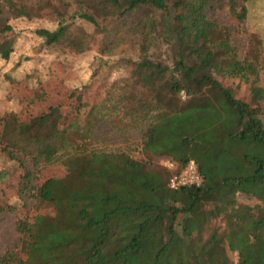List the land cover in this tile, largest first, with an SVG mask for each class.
<instances>
[{
  "label": "trees",
  "instance_id": "1",
  "mask_svg": "<svg viewBox=\"0 0 264 264\" xmlns=\"http://www.w3.org/2000/svg\"><path fill=\"white\" fill-rule=\"evenodd\" d=\"M225 6L230 19L244 18L233 0H0V38L12 31L8 12L55 22L34 33L67 53L90 51L97 36L119 25L139 40L127 77L84 112L73 107L66 123L50 108L0 124V151L20 171L16 195L33 192L51 210L17 218L19 244L0 264H233L230 255L235 264H264V127L211 75L212 68L241 73L253 66L237 58L226 28L208 18ZM101 7L116 10L119 24L102 28L85 13ZM126 16L137 18L127 24ZM158 40L170 65L149 55ZM11 47L10 40L0 44L1 59ZM99 51L107 52L103 37ZM98 121L139 130V149L68 142L71 132L89 138ZM152 157L177 171L193 161L200 185L170 190L169 171L151 168L145 159ZM54 166L60 175L39 177ZM238 195L255 204H238ZM5 209L1 199L0 214ZM216 219L222 235L211 225Z\"/></svg>",
  "mask_w": 264,
  "mask_h": 264
},
{
  "label": "rangeland",
  "instance_id": "2",
  "mask_svg": "<svg viewBox=\"0 0 264 264\" xmlns=\"http://www.w3.org/2000/svg\"><path fill=\"white\" fill-rule=\"evenodd\" d=\"M233 1L236 13L244 8L242 20L230 19L227 6L209 12L208 18L226 28L237 58L253 66L241 73L230 68H212L211 75L233 98L247 103L264 127V0ZM85 13L102 28L119 24L118 12L110 7L91 8ZM158 15L154 12L156 19ZM246 15L247 27L244 25ZM5 18L12 31L0 38V44L10 40L12 47L6 60L0 58V124L4 119H25L50 108H54L61 122L66 123L73 107L77 106L80 113L84 112L103 97L111 82L125 79L129 71L127 61L136 59L138 35L130 33L128 25L116 26L104 36H97L90 51L73 54L46 47L35 35V30L51 29L55 22L14 18L8 12ZM136 18L126 16L125 22L134 23ZM76 23L85 31L92 32L91 26L78 20ZM102 37L107 46V52L103 54L99 51ZM148 52L152 59H160L170 65L167 50L159 40L151 45ZM67 138L74 146L83 144L105 151L138 150L140 131L123 130L98 121L94 123L89 138L84 139L77 132L68 133ZM133 155L139 157L137 153ZM145 160L151 163V168H164L162 158ZM61 171L58 166L46 168L41 170L39 177L58 176ZM19 178L17 164L0 151V200L4 199L10 208L0 214V255L19 244V236L14 229L19 216L30 218L39 213L51 214V210L39 202L33 192L21 197L16 195ZM236 201L248 206L255 204L254 199L242 195H238ZM211 225L217 229L218 235H222L223 224L218 219ZM229 258L235 264V256L230 255Z\"/></svg>",
  "mask_w": 264,
  "mask_h": 264
},
{
  "label": "built area",
  "instance_id": "3",
  "mask_svg": "<svg viewBox=\"0 0 264 264\" xmlns=\"http://www.w3.org/2000/svg\"><path fill=\"white\" fill-rule=\"evenodd\" d=\"M178 95L181 99H184L182 91ZM164 167L169 171L167 186L170 190L175 191L186 186L197 187L200 185V177L193 161H188L179 171L176 170L175 164L169 160H164Z\"/></svg>",
  "mask_w": 264,
  "mask_h": 264
},
{
  "label": "crops",
  "instance_id": "4",
  "mask_svg": "<svg viewBox=\"0 0 264 264\" xmlns=\"http://www.w3.org/2000/svg\"><path fill=\"white\" fill-rule=\"evenodd\" d=\"M247 19H248V16L246 15V16H245V20H244V25H245V27H247V24L245 23V21L248 22Z\"/></svg>",
  "mask_w": 264,
  "mask_h": 264
}]
</instances>
